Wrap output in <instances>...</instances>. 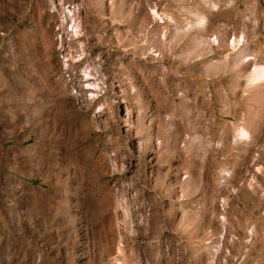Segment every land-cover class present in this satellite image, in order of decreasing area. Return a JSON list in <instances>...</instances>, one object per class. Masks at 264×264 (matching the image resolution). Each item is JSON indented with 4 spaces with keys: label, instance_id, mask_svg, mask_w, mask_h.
Returning <instances> with one entry per match:
<instances>
[{
    "label": "rangeland",
    "instance_id": "obj_1",
    "mask_svg": "<svg viewBox=\"0 0 264 264\" xmlns=\"http://www.w3.org/2000/svg\"><path fill=\"white\" fill-rule=\"evenodd\" d=\"M241 34L264 63V0H0V264H264Z\"/></svg>",
    "mask_w": 264,
    "mask_h": 264
},
{
    "label": "bare ground",
    "instance_id": "obj_2",
    "mask_svg": "<svg viewBox=\"0 0 264 264\" xmlns=\"http://www.w3.org/2000/svg\"><path fill=\"white\" fill-rule=\"evenodd\" d=\"M71 10H72V14L71 13L70 14H71L72 19L74 21L73 24H72V26H73L72 30H74L77 34H80L81 24H80V21L78 19L76 8H73ZM152 14H153V17H155V16L159 17L161 19V21L164 22V23L169 21V24L175 25V31H174V36L176 37L175 40L181 41L183 39L184 41H182V42H188L189 44H191L193 46H198V47H195L194 49H192V51H191L192 54L183 53L182 54L183 57L184 56L194 55L195 53L197 54V52L199 51V48H200V40H198V36L194 35V32H196V33L206 32L207 29H208L210 20L207 21L206 17L203 14H201V13L200 14L199 13H194L195 19L191 20V19L185 18V25L186 26L184 28L180 29L177 26L176 20H174L172 17H167L165 19L158 12V10H156L154 8L152 9ZM189 32H193V33H191L192 35L190 34V37L187 35V34H189ZM186 36H188V37H186ZM205 38L208 41V45L205 47V49H209V48L215 49V45L218 44V42H216V40H215L216 38H213L210 35L206 36ZM244 41H245L244 35L241 34L236 40L232 41V43L234 45L233 48H234V50L237 51V54L239 56L240 55L242 56V58L244 59V61L246 63L252 64V67H251L252 69H251V71L249 73V77L248 78H249L251 83H257L259 80L264 79V63H261V62H258V61L257 62L256 61L253 62L252 59H254V57H250L247 54L243 53L244 52V43H245ZM245 59H247V61ZM209 65L213 67L215 64L213 62H210ZM90 74H92V72H90ZM89 84H91V83H89ZM257 113H258L257 115H259V114L261 115V116L259 115V118H261L260 122L262 123V125H264V115H263L264 113L260 112V110H258ZM257 121H258V119H257ZM237 134L245 142L246 141L249 142L251 140V138H252L248 127L242 125L241 123H238V125H237ZM115 141H116V139H115Z\"/></svg>",
    "mask_w": 264,
    "mask_h": 264
}]
</instances>
